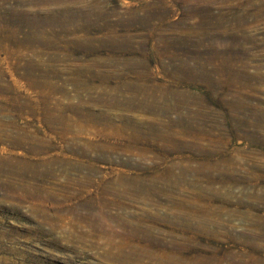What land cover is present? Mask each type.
<instances>
[{
    "label": "rangeland",
    "instance_id": "374dc122",
    "mask_svg": "<svg viewBox=\"0 0 264 264\" xmlns=\"http://www.w3.org/2000/svg\"><path fill=\"white\" fill-rule=\"evenodd\" d=\"M134 243L264 264V0H0V264Z\"/></svg>",
    "mask_w": 264,
    "mask_h": 264
},
{
    "label": "bare ground",
    "instance_id": "6f19581e",
    "mask_svg": "<svg viewBox=\"0 0 264 264\" xmlns=\"http://www.w3.org/2000/svg\"><path fill=\"white\" fill-rule=\"evenodd\" d=\"M58 12V11H57ZM38 13V12H37ZM262 13V12H261ZM247 14V13H246ZM263 14V13H262ZM245 15V14H244ZM246 17V16H245ZM40 18V17H39ZM144 18V17H143ZM40 22V20H39ZM36 24V23H35ZM38 26V25H36ZM246 28V27H245ZM238 53V52H237ZM235 59V58H234ZM241 60V59H240ZM245 60V59H244ZM226 61V60H225ZM231 61V60H230ZM215 62V61H214ZM36 63H40V62H36ZM35 63V64H36ZM205 63V62H204ZM203 63V64H204ZM236 63V62H235ZM218 64V63H217ZM222 64V63H221ZM246 64V63H245ZM233 65V64H232ZM197 67V65H196ZM219 67V66H218ZM233 68V67H232ZM192 69V68H191ZM194 71V70H193ZM192 71V73H193ZM225 71V70H224ZM247 71V70H246ZM221 74V73H220ZM226 74V73H225ZM231 74V73H230ZM229 74V75H230ZM246 74V73H245ZM195 75V74H194ZM198 75V74H197ZM202 75V74H201ZM223 75V74H222ZM232 75V74H231ZM204 76V75H203ZM246 77V76H245ZM199 78V77H198ZM224 78V77H223ZM205 79V78H204ZM227 79V78H226ZM259 79V78H258ZM262 79V78H261ZM138 80V79H137ZM136 80V81H137ZM204 81V80H203ZM133 82V81H132ZM132 85V84H131ZM181 96V95H180ZM202 99V98H200ZM197 101V100H196ZM201 101V100H200ZM234 105V104H233ZM262 115V114H261ZM132 249V250H131ZM130 249V253L128 254H122L120 256H118L120 258V260L122 259V261L126 262V263H133V264H146V263H142L143 261V255L146 252L145 256H148L149 254H151L153 252V250L145 245L142 244V254L140 256L137 255L136 253V243L132 244V247ZM149 250V251H148ZM191 256V255H190ZM192 259V257H188V256H184L183 254H179L176 250H163L162 252L159 253V256L156 257V260L159 264H178V260L183 261V263H188L191 264L190 260ZM204 260V259H203ZM212 259L210 258V261ZM207 263V262H206Z\"/></svg>",
    "mask_w": 264,
    "mask_h": 264
}]
</instances>
